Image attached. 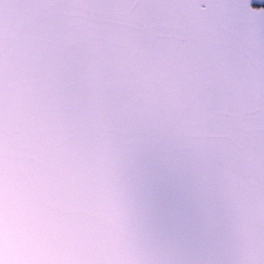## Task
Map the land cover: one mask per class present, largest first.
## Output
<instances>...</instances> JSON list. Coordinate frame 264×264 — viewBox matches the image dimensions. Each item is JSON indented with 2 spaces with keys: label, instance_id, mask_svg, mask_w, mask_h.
I'll return each instance as SVG.
<instances>
[{
  "label": "snow or ice",
  "instance_id": "6c2138e0",
  "mask_svg": "<svg viewBox=\"0 0 264 264\" xmlns=\"http://www.w3.org/2000/svg\"><path fill=\"white\" fill-rule=\"evenodd\" d=\"M0 264H264V5L0 0Z\"/></svg>",
  "mask_w": 264,
  "mask_h": 264
},
{
  "label": "water",
  "instance_id": "95a60500",
  "mask_svg": "<svg viewBox=\"0 0 264 264\" xmlns=\"http://www.w3.org/2000/svg\"><path fill=\"white\" fill-rule=\"evenodd\" d=\"M260 3H262V0H253V4H260Z\"/></svg>",
  "mask_w": 264,
  "mask_h": 264
},
{
  "label": "flooded vegetation",
  "instance_id": "af4514ba",
  "mask_svg": "<svg viewBox=\"0 0 264 264\" xmlns=\"http://www.w3.org/2000/svg\"><path fill=\"white\" fill-rule=\"evenodd\" d=\"M259 5H264V0H262V3H260ZM258 4H254V6H259Z\"/></svg>",
  "mask_w": 264,
  "mask_h": 264
}]
</instances>
